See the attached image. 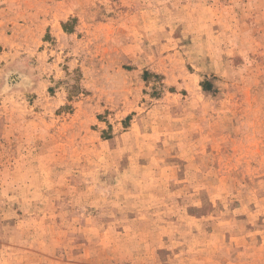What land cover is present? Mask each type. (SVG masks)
I'll list each match as a JSON object with an SVG mask.
<instances>
[{"label": "rangeland", "instance_id": "1", "mask_svg": "<svg viewBox=\"0 0 264 264\" xmlns=\"http://www.w3.org/2000/svg\"><path fill=\"white\" fill-rule=\"evenodd\" d=\"M0 264H264V0H0Z\"/></svg>", "mask_w": 264, "mask_h": 264}]
</instances>
